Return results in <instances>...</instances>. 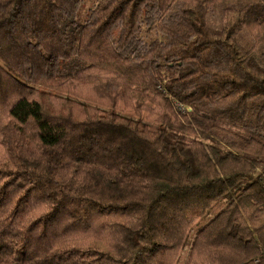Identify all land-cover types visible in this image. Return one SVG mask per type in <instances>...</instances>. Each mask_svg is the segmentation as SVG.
Here are the masks:
<instances>
[{
	"label": "trees",
	"instance_id": "16d2710c",
	"mask_svg": "<svg viewBox=\"0 0 264 264\" xmlns=\"http://www.w3.org/2000/svg\"><path fill=\"white\" fill-rule=\"evenodd\" d=\"M86 1L0 0V264H264V0Z\"/></svg>",
	"mask_w": 264,
	"mask_h": 264
},
{
	"label": "rangeland",
	"instance_id": "374dc122",
	"mask_svg": "<svg viewBox=\"0 0 264 264\" xmlns=\"http://www.w3.org/2000/svg\"><path fill=\"white\" fill-rule=\"evenodd\" d=\"M98 2H99V0H89V1H86L85 2V4H84V9L82 10V15L81 16H83L84 15V10H88V9H90V8H93V7H95L97 4H98ZM91 106H93V105H91ZM186 253L185 254H183V257H182V254H181V259H180V261L181 262H178V264H183L184 263V261L186 260Z\"/></svg>",
	"mask_w": 264,
	"mask_h": 264
},
{
	"label": "built area",
	"instance_id": "2783aa9c",
	"mask_svg": "<svg viewBox=\"0 0 264 264\" xmlns=\"http://www.w3.org/2000/svg\"><path fill=\"white\" fill-rule=\"evenodd\" d=\"M178 110L183 111L182 107L179 104H176Z\"/></svg>",
	"mask_w": 264,
	"mask_h": 264
}]
</instances>
